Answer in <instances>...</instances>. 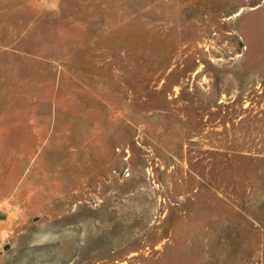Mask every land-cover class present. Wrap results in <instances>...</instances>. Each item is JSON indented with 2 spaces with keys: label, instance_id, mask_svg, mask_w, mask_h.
I'll use <instances>...</instances> for the list:
<instances>
[{
  "label": "rangeland",
  "instance_id": "1",
  "mask_svg": "<svg viewBox=\"0 0 264 264\" xmlns=\"http://www.w3.org/2000/svg\"><path fill=\"white\" fill-rule=\"evenodd\" d=\"M0 264H264V0H0Z\"/></svg>",
  "mask_w": 264,
  "mask_h": 264
}]
</instances>
